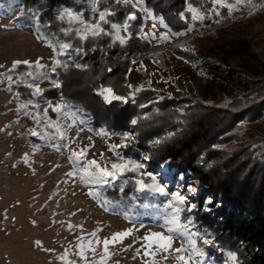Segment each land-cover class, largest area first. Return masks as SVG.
<instances>
[{"label":"rangeland","instance_id":"374dc122","mask_svg":"<svg viewBox=\"0 0 264 264\" xmlns=\"http://www.w3.org/2000/svg\"><path fill=\"white\" fill-rule=\"evenodd\" d=\"M129 1L144 11L141 34L152 43L149 51L133 60L129 83L134 87L147 85L177 98L188 95L218 104L247 85L216 82L199 61L218 54L229 66L240 65L245 73L264 69V13L259 10L264 0H214L249 15L243 14L236 22L241 25L227 28L232 21H219L199 30L204 36L226 28L199 43V61L195 62L173 53L162 54V59L150 56L170 49L185 36L173 35L141 3ZM96 2L89 0L90 19L81 10L67 8L60 15L73 19L78 33L87 35L91 33L88 26L100 22ZM119 35L127 37L123 26ZM57 60L65 66V59L35 21H25L11 4L0 3V264H235L231 255L217 263L198 245L196 236L202 234L189 235L197 233L193 224L181 228V213L178 219L174 217L176 202L171 193L179 190L187 202L196 205V186L186 175L178 173L174 179L166 164L151 168L147 153L140 158L123 154L124 136L138 142L131 127L112 135L63 99L28 101L15 95L21 85L40 93ZM20 63L35 64L37 73L16 71ZM49 106L57 111L56 118L50 117ZM245 124L249 127L246 136L256 132V121ZM112 165L121 167L113 169ZM138 165L150 177L146 190L141 191L144 201L126 210L119 202L106 199L104 192L116 175L104 176L99 170H135V178L141 180L143 171ZM154 182L170 195L152 190ZM181 231L183 237L178 234ZM122 232L130 234L117 237ZM154 233L171 237V247L160 248L159 241L152 238Z\"/></svg>","mask_w":264,"mask_h":264},{"label":"trees","instance_id":"16d2710c","mask_svg":"<svg viewBox=\"0 0 264 264\" xmlns=\"http://www.w3.org/2000/svg\"><path fill=\"white\" fill-rule=\"evenodd\" d=\"M137 2L161 19L171 33L181 32L185 36L170 49L150 56L161 58L162 54L173 53L189 62L199 61V43L203 39L226 28L204 36L198 34L199 30L217 21H232L227 28L241 25L236 22L243 14L249 15L220 6L214 0ZM0 3L11 4L25 21L33 19L44 38L65 59V66L53 64L49 83L40 93L21 85L15 95L28 101L63 99L90 116L94 124L104 125L112 135L131 127L138 142L131 141L129 135L122 138L126 157L140 158L147 153L151 168L166 164L174 179L183 173L196 186V205L190 211H182L181 220L191 218L193 227L207 236L209 242L204 243L202 235H197L198 245L217 263H224L226 256L232 254L235 264H264V69L245 73L240 65L229 66L226 58L218 54L199 61L214 81L227 86L235 81L247 85L237 95H226L218 104L188 95L177 98L147 85L136 88L129 83L133 60L152 47L150 39L141 34L145 14L139 6L129 0H97L96 7L107 13L108 23L100 21L104 33L96 37L88 33V39L83 40L77 23L60 13L66 8L81 10L90 19L89 0ZM259 10L264 13V7ZM132 14L136 19L127 20ZM194 15L203 20L192 21ZM125 22L129 27L125 29V42L121 43L110 25L123 26ZM64 44L70 47L61 51ZM36 69L35 64L20 63L16 71L36 74ZM101 87L110 88L120 98L106 101L98 94ZM48 110L51 118L57 117L52 106ZM245 121L257 122L251 136H246L249 127ZM141 170L139 177L148 185L150 177L143 167ZM136 172L124 168L115 173L116 180L104 192L106 199L119 202L126 210L143 202L141 191L146 187L141 190L136 184Z\"/></svg>","mask_w":264,"mask_h":264},{"label":"snow or ice","instance_id":"6c2138e0","mask_svg":"<svg viewBox=\"0 0 264 264\" xmlns=\"http://www.w3.org/2000/svg\"><path fill=\"white\" fill-rule=\"evenodd\" d=\"M217 3H220L221 0H216ZM192 11H195L194 9ZM107 13L101 11L100 12V21L102 23H108V21L105 19ZM218 15V14H217ZM136 19V16L135 14H132L130 16L127 17V20H135ZM192 21H196V20H203V17H199V16H192ZM218 22V21H217ZM90 29H91V35L93 37H96V36H99L101 35L102 33H104V29L101 27V24H96V25H89L88 26ZM110 27L114 30L117 31V35H116V39L119 40L121 43H124L125 42V38L120 36L119 35V29L121 28V25L120 24H117V23H111ZM123 27L124 29H127L129 27L128 23L125 22L123 24ZM167 27V26H165ZM153 28H155V23L153 24ZM191 29H189L190 31ZM173 35L175 36H179V35H182L184 33H181V32H175V33H172ZM152 38H154V33L150 34ZM81 39L83 40H87L88 39V35H83L81 36ZM161 40L163 39H166L165 36H161L160 37ZM70 47L69 44H64L62 46V49L61 51H63V49H68ZM76 51H80V49H77ZM57 64H59V60L56 61ZM99 95H102L104 97V99L108 102H110V99H119L120 97L118 96H115L114 94H112V90L110 88L108 89H105L103 87H101L99 93ZM136 121H133V123H135ZM158 143V141H157ZM113 149L115 148V146H112ZM75 155V154H74ZM93 165L96 164L95 161L92 162ZM121 166L120 165H112V168L113 169H119ZM138 168L139 167H142L141 165H138L137 166ZM100 173L104 176H114L115 173L114 172H110V171H106L105 169H100L99 170ZM154 180V178H153ZM136 184L139 186V188L141 190H143L146 185L144 184L143 180H136ZM151 189L158 192L159 194L161 195H164V196H169V192L166 190V188L164 186H161L160 184H157V183H153L151 186ZM90 195H92V193H90ZM171 198L172 200H174L176 202V208H175V211H174V217L175 218H179V214L184 211V210H188L190 211L192 208L195 207L194 204H191L189 202H187V197H185L184 195H181L179 190H177L176 192L174 193H171ZM169 204L171 205V201H169ZM187 204V208H185V205ZM194 222L191 220V218H188L187 220H185L182 224H180L179 226L181 228H187L189 225H192ZM172 230V229H170ZM127 234H130V233H119L117 234V237H120V236H124V235H127ZM179 235H181L182 237L185 235V233L183 231L179 232L178 233ZM195 234H198V230H197V233H189V235H195ZM152 238L156 239L157 241H159V247L162 248V249H165L167 250L168 248L171 247V237H164L163 234H160V233H154L152 234ZM201 239H203V242L204 243H208L209 241L207 239H205L203 236L201 237ZM107 241H105V245H107ZM193 243H195V241H193ZM183 249H177L176 251L179 252V251H182ZM229 255H232V254H229Z\"/></svg>","mask_w":264,"mask_h":264}]
</instances>
